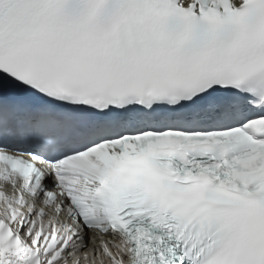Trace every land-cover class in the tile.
I'll use <instances>...</instances> for the list:
<instances>
[{
	"label": "snow or ice",
	"instance_id": "obj_1",
	"mask_svg": "<svg viewBox=\"0 0 264 264\" xmlns=\"http://www.w3.org/2000/svg\"><path fill=\"white\" fill-rule=\"evenodd\" d=\"M0 264H264V0H0Z\"/></svg>",
	"mask_w": 264,
	"mask_h": 264
}]
</instances>
